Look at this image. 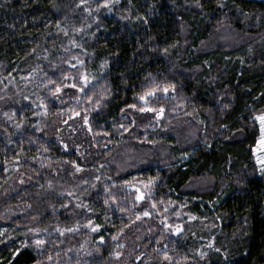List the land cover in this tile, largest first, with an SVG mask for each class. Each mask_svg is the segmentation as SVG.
<instances>
[{
  "label": "trees",
  "instance_id": "trees-1",
  "mask_svg": "<svg viewBox=\"0 0 264 264\" xmlns=\"http://www.w3.org/2000/svg\"><path fill=\"white\" fill-rule=\"evenodd\" d=\"M263 114L264 0H0V264H264Z\"/></svg>",
  "mask_w": 264,
  "mask_h": 264
},
{
  "label": "rangeland",
  "instance_id": "rangeland-1",
  "mask_svg": "<svg viewBox=\"0 0 264 264\" xmlns=\"http://www.w3.org/2000/svg\"><path fill=\"white\" fill-rule=\"evenodd\" d=\"M76 64L79 65L80 61ZM94 70H90L82 77V83L86 85L95 78ZM257 126L259 128V137L255 147L253 148V158L256 167L260 173H264V114L256 118ZM68 129H73L76 133L79 129L84 130L85 126L82 119L76 117L73 121L69 122ZM80 131V130H79ZM83 134V133H82Z\"/></svg>",
  "mask_w": 264,
  "mask_h": 264
}]
</instances>
